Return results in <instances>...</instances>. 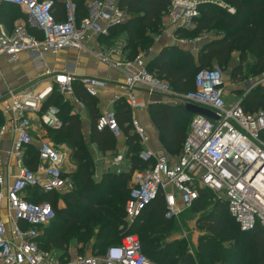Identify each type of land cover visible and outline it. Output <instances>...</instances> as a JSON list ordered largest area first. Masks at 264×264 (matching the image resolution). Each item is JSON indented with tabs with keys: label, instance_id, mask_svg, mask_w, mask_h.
<instances>
[{
	"label": "built area",
	"instance_id": "obj_1",
	"mask_svg": "<svg viewBox=\"0 0 264 264\" xmlns=\"http://www.w3.org/2000/svg\"><path fill=\"white\" fill-rule=\"evenodd\" d=\"M118 1L89 0L87 16L77 22L73 0H0L20 8L28 24L16 25L11 32L0 24V58L13 63L22 53L32 54L34 69L39 73L33 89L26 86L11 90L0 102L3 118L0 143L6 146L4 164H0V264H155L143 255L136 234L123 236L118 245L95 257L64 256L40 248L43 227L54 219L55 212L48 201H29L25 190L37 188L42 194L60 195L70 193L74 185L64 170L67 158L48 141L42 140L36 147L34 170L25 165L27 148L34 147L32 121L38 116L46 128H61L56 108L49 107L40 113L42 105L54 92L63 102H73L77 109L84 110V104L73 94L75 80L93 98H98L108 86L106 81L96 77L77 78L70 71H55L45 65L46 53L57 54L66 49L86 51L118 70L123 75L124 92L113 96L112 102L123 99L132 112L147 106L136 98L134 92L139 91L148 96L166 97L173 106H198L217 117L216 121L192 117L175 160L151 149L141 151L140 158L153 160L154 164L131 175L124 207L126 223L132 224L160 194L165 203V220H178L199 199L200 191L206 190L217 201L227 203L228 212L240 231L259 228L264 232V108L254 113H246L241 108L246 95L257 87L264 88V72L251 78L241 98L226 108L223 75L216 66L199 69L194 76L193 89L182 93L151 75L141 54L132 60L117 61L102 53L94 54L87 48L88 40L107 37L110 29L126 22L127 13L118 6ZM168 1L164 15L174 28V41L180 46L211 40L206 32L191 40L176 34L180 29L195 28L200 6L213 5L230 15L236 12L221 0ZM56 2L63 8L65 18L61 21L54 17ZM28 28L36 31V35L30 34ZM110 106L100 110L95 129H108L117 138L120 130ZM131 123L141 144H146L147 138L137 121L132 118ZM124 157L122 153L117 154L110 162L115 173H120Z\"/></svg>",
	"mask_w": 264,
	"mask_h": 264
},
{
	"label": "trees",
	"instance_id": "obj_2",
	"mask_svg": "<svg viewBox=\"0 0 264 264\" xmlns=\"http://www.w3.org/2000/svg\"><path fill=\"white\" fill-rule=\"evenodd\" d=\"M42 1V0H39ZM76 5V20L81 21L87 16L88 0H73ZM232 6L236 12L234 15L226 13L213 5L199 7V17L196 26L192 30H178L179 38L194 39L206 32L220 33L218 39L209 40L198 44L199 52L195 59L188 47L171 46L163 47L155 55L150 63L146 65L154 69L153 76L166 81L173 90L187 92L194 87V76L199 69H211L212 66L223 70L229 57L238 53V57L253 56L256 58L253 72L260 75L264 72V0H221ZM118 6L125 10L127 15L133 17L123 25L110 29L107 37H100L99 43L107 45L112 43V35L116 30L126 25V49L133 45L134 53H129L125 59L132 60L138 50H149L153 45V39L148 32L155 31L161 16L168 9V0H119ZM18 17L24 16L18 7L0 4V24L8 32L13 30L12 24ZM23 17V18H24ZM54 17L56 21L65 18L63 8L56 2L54 6ZM127 23V24H126ZM240 66L234 68L238 73ZM150 73V74H151ZM75 98L81 101L90 117V128L87 139L83 131L81 121L76 116H71V106L63 102L61 96L54 92L43 104L40 113L47 110L49 106L57 107L58 118L62 124L58 130L47 129L48 133L55 136L49 142L53 147H59L64 143L71 151V158L75 164L74 174H71L73 183L82 187L90 197L83 192L77 194L78 206L85 207L88 203H96L100 198L99 207L106 198L112 197L113 193L125 195L126 200L129 190L126 182L136 170L143 171L154 164L153 160L143 161L140 153L143 150L140 137L132 126V113L123 99H118L112 108L119 126L120 134L125 137L127 147L126 158L129 160L130 168L120 174L105 173L96 183L92 179L93 154L87 147L95 146L100 153L112 152L115 150L118 138L108 129L97 131L95 123L99 117L98 98L87 95L78 80L72 83ZM243 93V90H242ZM241 108L246 113H254L264 108V88L257 87L243 98ZM150 120L160 136L161 145L171 153L178 154L188 134L189 122L193 115L189 114L184 106H167L160 103H153L149 106ZM3 118L0 112V125ZM139 152V154H137ZM36 149L28 147L25 152V165L34 170L36 164ZM74 185V184H73ZM27 199L34 203L48 201L54 212V219L43 227V234L39 238L40 248L46 251L57 249L66 256V245L72 239L81 243L85 232L79 233L76 226V218L67 214L58 213L55 199L61 197L58 194H42L39 190L27 188L25 190ZM65 202L70 211L74 207V197L71 192L64 195ZM209 200H215L209 204ZM126 202V201H125ZM125 207V206H124ZM103 209L95 210L102 214ZM206 213L199 219V225L205 234L198 239L196 247H191L192 253L187 250L184 240L172 239L171 237L179 231L175 220H165V203L160 194L138 218L128 224L121 233L116 231L114 225L118 219L113 210H105V214L98 216L95 222L97 227L96 242L94 248L103 247L101 256L107 248L118 245L123 236L136 234L142 253L155 264H264V232L259 228L252 231L242 232L238 224L230 216L227 203L214 199V195L206 190L200 191L199 199L185 210L188 213ZM230 220H229V219ZM105 220V222H101ZM125 219V211H124ZM232 221V222H231ZM101 239V240H100ZM107 241H109L107 243ZM107 243V244H106Z\"/></svg>",
	"mask_w": 264,
	"mask_h": 264
},
{
	"label": "rangeland",
	"instance_id": "obj_3",
	"mask_svg": "<svg viewBox=\"0 0 264 264\" xmlns=\"http://www.w3.org/2000/svg\"><path fill=\"white\" fill-rule=\"evenodd\" d=\"M19 15H16L17 19L20 18L22 22L26 24V19L24 16L18 17ZM24 17V18H23ZM133 15H127V21H129ZM165 15L161 16L160 22L155 31H149L148 35L154 40L156 37L163 35L164 29L162 28V18L164 19ZM126 21V22H127ZM127 24V23H126ZM209 35L211 37H218L219 34L216 35L214 32H209ZM127 31H126V25L123 28H120L113 32L112 35V43L107 44V45H102L101 43L100 46L102 47L101 51L108 57H113L119 55L121 58H125V56L129 53H134L133 45L129 49H126L127 44H128V39H126ZM141 54L144 57L145 63L148 65L150 61L152 60V53L149 52V50L143 51V50H138L137 55ZM236 56L233 54L229 57V60L225 66V68L222 71L223 75V81H224V101H225V106L226 108H229L231 105L234 104L235 101H237L239 98L242 96V90H244L245 86L247 85L248 81L257 76L253 72L254 70V65L256 63V58L253 56H245V58H239L238 53H235ZM240 66V71L238 73H235L234 68ZM212 67H215L212 66ZM151 72H153L154 69L149 68ZM150 72V73H151ZM24 77H26V84L27 86H30V90L33 89V85H36V80H37V75L33 74L32 72H25L23 71ZM152 74V73H151ZM26 87V86H25ZM237 93V94H234ZM161 97V96H160ZM233 97V98H232ZM166 101V100H165ZM85 134V139H87V131L84 130ZM54 137V134L51 133H45V136H43L42 139H46V137L50 140ZM152 141V142H151ZM51 142V141H50ZM64 143H59V145H62ZM146 146L149 148H156L158 147L159 150H161L162 154L165 155L168 159L170 160H175L178 156V154H171L167 152L163 146L161 145V141L156 139H151L148 143H146ZM154 146V147H153ZM60 152L67 157V162L66 165H64V170L68 174H74V168L70 167V165H74V162L71 158V151L69 148L66 147H58ZM89 152L93 154V148L87 147ZM117 148L118 144L116 145L115 151L113 153H110L109 155H97L93 159V167H92V179L93 181H96V175H98L101 170L103 171L107 170V165L109 162L108 160L112 159L115 154L117 153ZM139 154V152L137 153ZM129 162V160H128ZM70 164V165H68ZM97 165V167H96ZM124 167L128 168V163ZM94 181V182H95ZM126 188L127 190L130 189L131 187V177L129 180L126 182ZM83 192V194L86 197H90L87 191H85L82 187L77 185V182L75 181L73 190L71 191L72 196L74 197V207L73 210L70 211L68 208V205L65 202V197L66 193L60 194L61 197L56 198V208L58 210V213H64L69 215L72 218H76L77 224L76 226L79 227V233L81 231L85 232V236L82 240L81 243H78L76 239H72L69 241L68 245H66V254L67 255H82V256H89V257H95L99 255L102 252L103 247H97L94 248L93 244L96 242V233H97V227L95 226V222L97 220L98 216L104 215L105 210L111 209L115 212L116 217L118 219V223L114 225L116 228V231L121 233L127 228L128 224L126 223L124 219V206H125V201H126V194L125 195H120L119 193H113L112 197L106 198L103 203L102 207H99V202H101V199H98L96 203H88L85 205V207L78 206L75 201H77V194ZM215 200H209V204H213ZM103 209L102 214L99 212H95V210ZM207 211L203 213H188L185 212L182 215V218H179L178 220H175L174 222L177 223L179 231L174 234L171 238L172 239H177V240H184L187 245V250H189V253H192L191 247H196L198 243L199 237L203 236L205 232L202 230V228L199 225V219L202 216V214L206 213ZM229 219V218H228ZM230 220V219H229ZM101 222H105V220L102 219ZM232 222V221H231ZM101 240V239H100ZM109 241H107L108 243ZM106 243V244H107Z\"/></svg>",
	"mask_w": 264,
	"mask_h": 264
},
{
	"label": "crops",
	"instance_id": "obj_4",
	"mask_svg": "<svg viewBox=\"0 0 264 264\" xmlns=\"http://www.w3.org/2000/svg\"><path fill=\"white\" fill-rule=\"evenodd\" d=\"M0 4H1V2H0ZM20 12L23 15H25V13L21 9H20ZM25 19L27 21L26 15H25ZM126 21H127V19H126ZM162 21H163L162 22V28L164 29L163 35L156 37L153 40V45L149 49V52L152 53V58L155 55H157L160 52V50L165 46H171L173 44L180 46L173 39V36H174L173 34L175 32L173 26H171L168 23L166 17H164V19L162 18ZM16 25H28V24H27V22L25 24L24 22H22V20L20 18H18L13 22L12 27L14 28ZM28 32L30 34L36 35V31L31 30L29 28H28ZM219 37L220 36H218L216 38L211 37V40L218 39ZM98 39L99 38L91 37L87 42V48L92 50L94 54H98V53L104 54L101 51L102 47L100 46ZM95 44H96V47H95ZM184 47H188V49L190 50L193 57L195 59L197 58V54L199 52V47L197 44H188V45H185ZM234 55L236 56L235 53L233 54V56ZM33 57L34 56L32 54L22 53L19 55L18 60L16 62H13V63H8L6 61V59L3 57L0 58V102L7 96V93L9 91L19 90V89H22L25 86H27V84H26V81H28V80H26L27 75L24 77L23 71H25V72L30 71L33 74H36L38 76L39 73L36 72L34 69ZM123 58H121L119 55L110 57V59L113 61L121 60ZM43 60H44L45 65L49 69H52L55 71L67 70V71L74 73L77 78L83 77V76H90V77H96L100 80L106 81L108 84V86L106 87V90H104L98 96V110H99V112L102 109L108 108L109 104H111V106L109 108H110V110H112L114 103L116 102V101L112 102L113 96H115L117 94H122L124 92V90H122L123 75L120 74V72L118 70L112 68L110 65L103 63L100 60H98V58L95 55L89 54L86 51H83V50L77 51V50H72V49H66V50L60 51L57 54L46 53L44 55ZM134 94L139 101L146 102L147 106L145 108L138 109L134 112L131 111L132 118H134L137 121L139 127L143 130L144 135L147 138V143L151 139H155V141H156V139L160 140V136L158 134V131L156 130V128L154 127V125L152 124V122L150 120V115L148 112L149 106L153 103H160V104H164L167 106H173V105H170L169 100L166 97H163L161 95L148 96V95L143 94L139 91H135ZM234 94H237V93L234 92ZM69 104L72 105L70 115L78 117L82 123L83 131L85 130V131H87V134H89V128H90L91 123H90V117L87 114L86 108H84V110H80V109H77L76 105H74L73 102H70ZM49 107H54L57 109V107H55V106H49ZM41 109H42V107H41ZM32 128H33L32 129V137L34 140V145H33L34 149H36L37 145L42 140L50 142V140L47 137H46V139H42L43 136H45V133H47L48 128H46L41 123L38 116H36V119H34L32 121ZM117 138H118V142H117L118 148H117V153L115 154V156L117 154H121V153L124 154V156H125L124 160L121 163V167H120V170H121L120 173H121L124 171H128L130 168V165H129L128 159L126 158L127 147L125 145V137L120 134ZM141 145L143 147L142 151H144L145 149H151V150H154L157 154H162L161 150H159L158 147L149 148L146 146V144H141ZM59 146L68 148L66 144H62ZM91 148H93V151H94L92 159H95L94 157H96L97 155H101V154L109 155L110 153H113L115 151L114 150L112 152L100 153V152L96 151L95 146L92 145ZM5 150H6V146L4 145V142H1L0 143V164H2V165L4 164L3 160L5 158ZM112 159L108 160L109 163L106 164L107 170L103 171V169H102L101 172L98 175H96V181L94 180L96 183L100 182V180L102 179V177L105 173H115V171H113L110 168V162L112 161ZM126 163H128V168L124 167L126 165ZM65 165H66V163H65ZM68 165H70V164H68ZM70 167L74 168V170H75L74 165H72V166L70 165ZM96 167H97V165H96ZM120 173H115V174H120ZM68 175L71 178V174H68ZM71 180H72V178H71ZM72 182H73V180H72ZM51 251L55 252L57 254H62V252L60 250H57V249H52Z\"/></svg>",
	"mask_w": 264,
	"mask_h": 264
},
{
	"label": "water",
	"instance_id": "obj_5",
	"mask_svg": "<svg viewBox=\"0 0 264 264\" xmlns=\"http://www.w3.org/2000/svg\"><path fill=\"white\" fill-rule=\"evenodd\" d=\"M184 108L189 114H191L193 116L203 117V118H206V119H209L212 121L217 120V117L211 111H209L207 109H204V108H201L198 106H194V105H190V104L185 105ZM259 167L260 166H258V168H256V170H254V173H256L258 171Z\"/></svg>",
	"mask_w": 264,
	"mask_h": 264
}]
</instances>
